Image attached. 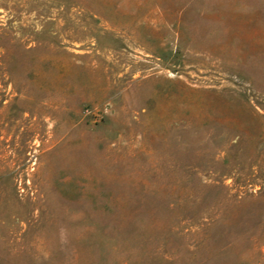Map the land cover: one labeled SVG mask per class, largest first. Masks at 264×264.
<instances>
[{"label": "rangeland", "instance_id": "1", "mask_svg": "<svg viewBox=\"0 0 264 264\" xmlns=\"http://www.w3.org/2000/svg\"><path fill=\"white\" fill-rule=\"evenodd\" d=\"M0 264H264V0H0Z\"/></svg>", "mask_w": 264, "mask_h": 264}]
</instances>
